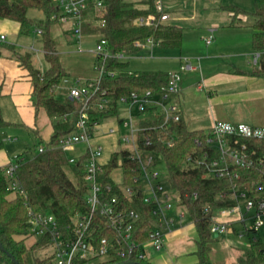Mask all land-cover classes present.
<instances>
[{"label": "trees", "instance_id": "trees-1", "mask_svg": "<svg viewBox=\"0 0 264 264\" xmlns=\"http://www.w3.org/2000/svg\"><path fill=\"white\" fill-rule=\"evenodd\" d=\"M255 10L252 13L244 12L234 6H226L224 9L229 12L234 22L240 15H250L253 23L252 29V50L257 51L264 48V0L255 1ZM30 10H38L43 14V20H31L27 17ZM57 13L52 0H0V20L15 22L19 25L18 35H28L32 30H41L42 50L48 68L40 72L33 68L29 53H16V58L21 66L27 71L31 83V95L35 109H43L51 121L52 133L48 143L44 144L45 150L37 153L32 158H25L21 154L13 159L17 167L14 172L15 179L19 184L22 193H18L13 199H9L8 182L0 174V242L3 248L11 254L18 264H52L46 259L31 257V252L46 249L43 244L28 248L25 245L27 234V209L33 211H46L51 213L59 224H67L76 213L87 211L85 196L87 193L84 183V171L81 163L86 159V154L78 158L75 165L67 162V156L58 144L62 138L75 133L77 128L81 103L72 101L69 98L58 100L55 98V90L64 80L70 79L69 70L62 63L61 56L56 47L57 42L50 37V28L56 23L50 21V16ZM153 16L158 18L159 11L156 9V0H102V6L96 8L90 4L83 12L85 23L83 32L89 31L96 37L107 40V51L115 55L124 53L128 56L136 55L140 47L135 44H144L147 39L152 38L159 42L160 47L167 49H178L181 46L182 29L170 25H158L157 27L137 26L134 21L139 18ZM103 19V28L95 25L94 22ZM95 64V58L93 66ZM92 66V67H93ZM106 71L115 70L118 72L114 78L104 77L100 83V91L91 99V104L96 103L100 98L99 93L104 91V96L109 98L106 110L90 112L87 120V129L93 134L94 122L119 123L118 104L120 97L129 96L131 93L138 95L146 91L156 92L168 81V74L164 72H129L128 62L116 59H107L104 66ZM95 74L94 67L92 68ZM255 78L264 79V65L261 69L253 68L250 73ZM137 113L135 119L139 128H150L162 124V115H150ZM0 114V129L8 127ZM169 135H178L179 141L172 148H166L155 141L153 131L146 130L138 133L139 146L141 149L158 152L166 168L169 187L180 196V205L183 206L189 217L192 219L198 237L196 254L199 264H212L210 259V243L214 236L210 234V222L203 217L201 208L209 205L213 209L233 205L231 200L220 199L219 195L229 187V181L217 180L205 177V167L185 169V159L193 154L201 159L202 153L206 150L204 144L205 132L191 131L184 121L176 123L169 122L167 125ZM144 137H151L155 144L152 148L144 147ZM195 139L201 141L200 145ZM42 144V142H40ZM247 145L256 155L264 158V140L249 141ZM126 155L123 151H113L109 160L103 166V173L99 177L100 184L113 187L112 191L105 194V198L113 195L118 197L122 207L126 210L133 209L139 214L133 231L134 241L143 244L148 240L150 225L154 220V205L143 204L140 186L131 184L129 165L123 163V183L132 185L135 193L131 197H125L118 191L111 173L118 167V159ZM216 156V152L209 157ZM241 182L249 184H261L264 186V164L259 170L238 171ZM72 176L73 180L69 178ZM195 195V198H194ZM264 198V192L261 194ZM96 238L106 237L112 240V234L104 230L100 225ZM103 228V229H102ZM237 264H264V242H252L243 248ZM140 250L129 260H121L112 252L100 260L98 264H149L146 260L139 258ZM31 257V258H30ZM35 259V260H34ZM0 264H13L12 261L0 252Z\"/></svg>", "mask_w": 264, "mask_h": 264}, {"label": "built area", "instance_id": "built-area-1", "mask_svg": "<svg viewBox=\"0 0 264 264\" xmlns=\"http://www.w3.org/2000/svg\"><path fill=\"white\" fill-rule=\"evenodd\" d=\"M90 4L100 8L102 0H55L54 5L57 8V13L50 16V21L57 25L70 26L76 53L86 52L95 58L93 66L95 76L93 78L82 81L79 79L63 81L68 89L67 98L81 103V109L77 122L78 130L62 138L58 144V148L65 153L73 151L78 144L85 145L81 155L86 154V159L81 165L87 190L85 196L87 211L76 213L67 224L61 225L49 212L27 209L25 239H32L33 243L43 244L45 247L51 248L49 259L52 264H98L110 252L116 258L126 261L139 250L138 257L145 260L143 252L145 244H150L154 251H160L164 244L165 233L181 226L185 217L190 218L187 210L179 203V194L172 191L168 184L169 192L175 193L171 200L170 194L164 190L161 175L155 170L156 161L164 164L162 156L154 149H141L138 140V133L149 130L155 134L156 143L166 148L174 147L179 141V136L169 135L167 129L169 122L176 123L181 118L180 109L172 100L180 91L181 76L177 72L168 74L166 85L156 92L146 91L141 95L131 93L129 96L120 97L117 101L118 115L120 110H124V115L123 117L118 116L120 122H113L114 127L108 128L103 133L116 139L114 145L117 147L116 150L126 152L122 159H118V167L110 175L118 191L125 197H131L135 193L132 185L138 184L143 204L154 205L152 212L154 220L150 225L148 240L145 243L137 244L133 237L134 226L139 220V214L133 209H124L116 195L109 198L104 197L105 194L112 191L113 187L108 184L102 186L99 177L102 175L103 166L107 164L111 153L104 158V147L100 143L94 144L92 141L101 124L94 122V132L90 134L86 123L90 112L106 110L110 101L104 96L105 92L101 91L99 93L100 98L96 103L91 104V99L100 91L102 79L104 77L114 78L118 74L115 70H105L106 60L112 58L127 61L130 56L122 52L115 55L110 54L107 51V40L100 37H96L91 49H83V25L85 23L83 12L88 9ZM156 9L160 13L158 18L148 16L139 18L134 23L137 26L146 27L162 25L168 19V15L162 11V0H156ZM94 23L100 28L105 25L103 19ZM35 33L40 36L41 30L37 29ZM204 42L206 45L210 44L211 38ZM5 43H7L6 36L0 34V44ZM158 43L149 38L144 44L135 45L142 48L144 46L152 47ZM26 50L32 52L33 48ZM250 62L253 67L261 69L264 65V48L252 51ZM185 69L186 67L181 68V70ZM149 111H151L150 115L152 116L162 115V124L149 129L139 128L135 119L136 114H146ZM204 132L206 150L202 153L201 159L191 154L185 159L183 167L190 169L204 166L205 177L229 181L228 189L219 197L234 203L231 206L217 209H213L209 205L202 206V216L208 218L210 222V234L213 236L236 234L238 238L246 235L250 236L252 242H261L256 234L264 229V198L261 196L264 192V186L253 182L249 184L241 182L238 171L262 168L264 158L257 156L255 151L250 150L247 142L264 140V127L214 121L211 127ZM195 143L200 145L201 141L195 139ZM142 145L152 148L155 144L151 137H144ZM44 150L45 147L42 145L36 147L37 153H42ZM215 152L216 156L210 159L209 157ZM78 158L67 157V162L70 165H75ZM123 163L129 165L132 185L123 183L121 168ZM16 167L15 162H9L8 165L0 168V174L5 177L9 184L8 190L11 199L18 193H22L14 176ZM115 171H118L117 181L113 177ZM165 179L168 183L167 174ZM176 206H180L181 210L173 214ZM238 224H242V229L236 228ZM100 225L112 234V240L106 237L96 238L97 232L101 229Z\"/></svg>", "mask_w": 264, "mask_h": 264}, {"label": "crops", "instance_id": "crops-1", "mask_svg": "<svg viewBox=\"0 0 264 264\" xmlns=\"http://www.w3.org/2000/svg\"><path fill=\"white\" fill-rule=\"evenodd\" d=\"M52 1L53 3L55 2V0ZM206 1L209 0H188L186 5L195 7L206 6ZM175 5V1H169L162 6L163 13L168 15V19L163 25H170L169 20L171 19V12L169 9ZM221 8L223 9L222 6ZM229 20L230 21L224 28H227L226 30H232L225 32H231V35H229L233 36L234 30L240 27L231 20L230 14ZM59 26L61 37L65 39V43L67 44L65 34L68 31L71 32L70 26L68 29L63 28V25ZM18 27L19 25L15 22L0 20V34L5 35L7 39V43L0 44V114L2 119L9 124L8 127H4L5 132H13L12 134L16 135L26 133L31 138H37L42 142V144L39 143L38 146H44V144L48 143L52 133L51 121L43 109H35L31 95L32 88L29 75L16 58V52L13 46L17 42L19 36ZM181 29L183 39L184 29ZM213 31L217 38L215 42H212L213 38H211V42L208 44L209 47H211L210 50L197 58H190L188 57L189 54L183 56L179 53L177 58H173L178 62V71L166 72L167 74L177 72L181 76L180 91L178 95L172 99L180 109L181 119L191 131H207L214 121L264 127V96L262 97L264 94V79L251 76V69L248 70L247 66L239 65L242 64L241 61L243 58L248 57L246 65L252 66L250 62V53L253 50L249 51L250 53L246 49H244V51H235L236 54L228 55L231 57H227L225 54L221 53L222 50L220 46L227 44L232 49L234 45H237L236 42L233 40H222L220 42L221 31ZM95 40L96 35L89 31L84 32L85 44H93ZM144 48L149 49L151 54L154 49L168 50L167 48L160 47L159 43L154 44L152 47L144 46L140 51ZM178 49L180 51V48ZM24 50L25 52H29L26 49ZM138 53L130 56V58L140 57ZM75 54L77 53L74 50H61V55L64 56H72ZM82 54L91 55L86 52ZM91 56L92 62L90 68L92 71L94 56ZM233 57L235 60H239L232 62L229 58ZM221 58L224 60L227 58V62H223L225 64L220 65L223 68H215L216 62H214V60H219ZM182 67H186V69L181 70ZM252 68L254 67L252 66ZM184 75H194V77L189 81L188 79H184ZM94 76L95 74L92 72V76L82 79L88 80ZM232 88L236 90H246L249 93H247L246 96H241L240 100H237L236 96H230V92L233 90ZM242 100L246 102V104H243L244 108H241L242 110L232 108V103H237V101ZM43 114H45L48 120H45ZM1 132L3 133V131ZM9 140L11 141V138H8V141ZM6 142L7 141H5L4 144L0 142V168L8 165L11 158L24 153L21 151L12 152L9 149L10 145L6 144ZM83 152L84 150L77 155L71 154L66 156L78 158ZM69 153H72V151ZM24 157L26 158V155ZM178 208L181 210L180 206H176L173 214H176V209ZM217 237L220 236H216V238ZM222 237L232 238L233 241L238 239L236 234ZM247 237L250 241V236ZM197 240L198 237L194 223H192L190 218L185 217L181 226L175 227L172 231L165 233L164 244L160 251H154L148 243L143 246L145 260L149 264H199L196 254ZM30 241L31 242L26 245L29 248L37 244L33 243L32 239H30Z\"/></svg>", "mask_w": 264, "mask_h": 264}, {"label": "rangeland", "instance_id": "rangeland-1", "mask_svg": "<svg viewBox=\"0 0 264 264\" xmlns=\"http://www.w3.org/2000/svg\"><path fill=\"white\" fill-rule=\"evenodd\" d=\"M175 1V6L170 8L171 19L169 20L170 25L178 26L184 29L183 39L179 49H168V50H160L154 49L152 54L149 49L144 48L139 53L140 57L130 58L128 61V71L129 72H171L176 71L178 69V62L173 59L177 58L179 53L183 56L185 54H189L188 57L197 58L201 57L202 54L206 53L211 49L209 45H205V39L213 38L212 42L216 41L215 32L213 30H218L220 32V42L222 40H233L237 45L231 49L227 44L220 46L221 53L225 54L227 57H231L228 55L236 54L235 51H241L244 49L251 51L252 50V29L250 26L253 23V18L250 15H240L237 20H235V24L240 28L234 30V35L230 36L232 31L226 30L224 28L229 20V12H227L224 7L226 6H234L238 9L252 13L255 10V1L256 0H209L206 1V6H191L186 5L188 0H162V6L167 2ZM181 4V5H180ZM223 7V9L221 8ZM222 9V10H221ZM27 17L31 20H43V14L38 10H30L27 14ZM219 25V26H217ZM59 25H52L50 28V37L56 40L57 47L56 50L58 54L61 56L62 63L65 68L69 70L70 80L79 79L80 81L84 80L82 78L92 76L90 64L92 62V56L88 54L77 53L75 55H61V50H74L75 51V43L72 32H66L65 38L67 40V44L65 43V39L61 37V31L59 30ZM69 26L64 25L63 28L68 29ZM213 29V30H210ZM217 31V32H218ZM233 33V32H232ZM230 34V35H229ZM229 35V36H228ZM215 38V39H214ZM42 36H38L35 33V30H32L28 35H19L17 38V42L14 44L13 49L16 53H26L24 49L33 48L32 52H27L30 55V60L33 68L40 72H44L48 65L44 59V54L42 50ZM84 39L82 42V47L84 50L91 49L93 44H85ZM60 46V47H59ZM250 53V52H249ZM187 56V55H186ZM222 59V58H221ZM214 60L216 62L215 68L222 67L227 62L224 59ZM231 61H238L239 59L229 58ZM246 60L248 61V57L242 59L243 66H247L248 70H253L252 66L246 65ZM209 65V64H208ZM207 65V66H208ZM209 68V67H208ZM223 68V67H222ZM178 71V70H177ZM184 79H188L189 81L193 79L194 75H184ZM184 80V81H185ZM190 83V82H188ZM233 89V88H232ZM256 91V90H255ZM258 91V90H257ZM68 89L66 84H61L54 92L55 98L58 100H63L67 97ZM249 93L246 90H236L233 89L230 92V96H236L237 100H240L241 96H246ZM264 94L262 95V97ZM260 97V98H262ZM259 98V99H260ZM242 101H237L232 103V108L236 110H242L243 104H246ZM261 101V100H258ZM257 101V102H258ZM264 101V100H263ZM243 102V103H242ZM262 102V101H261ZM259 106V105H258ZM242 108V109H241ZM124 111V110H123ZM122 110L119 111V117L124 115ZM44 115L45 120L48 118ZM114 127V123L112 121L101 123V127L99 131H97V135L93 138V143H100L104 147V158L108 157V155L116 150L115 138L110 137L109 135H104L103 133L107 131L108 128ZM3 131V133L1 132ZM99 132V133H98ZM7 133V134H5ZM13 133V132H12ZM11 132H5V128L0 129V142L4 144L10 145L9 149L12 152L21 151L24 152L22 154L26 155V158L34 157L36 152V147L41 142L39 139L30 137L26 133L22 135L12 134ZM31 134V133H29ZM96 134V133H95ZM8 138H11V141H8ZM16 138V141H15ZM85 149L84 144H78L74 147L72 153L66 152V155H77L81 151ZM18 156V155H17ZM15 156V157H17ZM13 157V158H15ZM11 158V159H13ZM155 170H157L161 175V182L163 184L164 190L170 194V199L175 196V193L169 192L168 183L165 179L166 177V168L165 165L156 161ZM113 177L115 180H118V171L113 173ZM69 178L73 180L72 176L69 175ZM11 199V197H8ZM176 209V211H178ZM249 225V224H248ZM238 228L242 229V224H238ZM256 237L264 242V229L260 230ZM30 239H25V245H27ZM249 239L247 236L242 238L235 239L233 241L232 238H224L222 236L214 238V240L210 243V259L212 264H237V259L241 256L242 250L249 244ZM29 248V247H28ZM51 248H46L42 250H35L31 252V257L37 259H46L50 261ZM30 257V258H31ZM35 260V259H34Z\"/></svg>", "mask_w": 264, "mask_h": 264}, {"label": "water", "instance_id": "water-1", "mask_svg": "<svg viewBox=\"0 0 264 264\" xmlns=\"http://www.w3.org/2000/svg\"><path fill=\"white\" fill-rule=\"evenodd\" d=\"M214 238H216V235H214ZM0 252L3 253V254H5V255H6V256L12 261L13 264H18L17 260H15L14 257H13L11 254H9V253L3 248L1 242H0ZM123 264H133V263L129 262V263H123Z\"/></svg>", "mask_w": 264, "mask_h": 264}]
</instances>
